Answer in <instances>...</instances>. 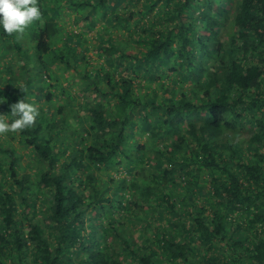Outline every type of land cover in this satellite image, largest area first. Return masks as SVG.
Masks as SVG:
<instances>
[{
  "label": "trees",
  "instance_id": "1",
  "mask_svg": "<svg viewBox=\"0 0 264 264\" xmlns=\"http://www.w3.org/2000/svg\"><path fill=\"white\" fill-rule=\"evenodd\" d=\"M37 2L0 28V114L40 113L0 136V264H264V0Z\"/></svg>",
  "mask_w": 264,
  "mask_h": 264
},
{
  "label": "clouds",
  "instance_id": "2",
  "mask_svg": "<svg viewBox=\"0 0 264 264\" xmlns=\"http://www.w3.org/2000/svg\"><path fill=\"white\" fill-rule=\"evenodd\" d=\"M41 18L42 12L37 0H0V28L8 35L24 33L29 25ZM6 100L0 97V104ZM10 107V118L0 114V136L28 129L40 115L37 106L29 102L26 96Z\"/></svg>",
  "mask_w": 264,
  "mask_h": 264
},
{
  "label": "rangeland",
  "instance_id": "3",
  "mask_svg": "<svg viewBox=\"0 0 264 264\" xmlns=\"http://www.w3.org/2000/svg\"><path fill=\"white\" fill-rule=\"evenodd\" d=\"M32 25V24H31ZM99 26V25H98ZM29 27H30V25L26 28V30H25V32L24 33H22V34H16L17 35V38L19 39V41L21 42H27V40H32V41H34V39H33V37H32V34H31V32H30V29H29ZM94 35H95V32H89V34H88V37L89 38H92V37H94ZM85 48V47H84ZM85 54L87 55V56H90V57H96V53H95V51L93 50V42L85 49ZM6 60H7V58H5ZM20 65H22V62H21V64ZM19 67V65H14V68L15 69H17ZM80 80V79H79ZM56 98H58V95L56 96ZM31 100H44V98H41V97H38V96H36L35 98H32ZM36 102V101H35ZM143 140V139H142ZM24 163H26L27 164V160H24ZM117 176H123L124 175V173H117L116 174ZM38 218H41V216L40 217H38ZM137 231V229H135V232Z\"/></svg>",
  "mask_w": 264,
  "mask_h": 264
}]
</instances>
